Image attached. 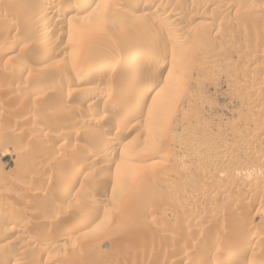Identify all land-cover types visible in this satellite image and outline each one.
<instances>
[{
	"label": "rangeland",
	"instance_id": "374dc122",
	"mask_svg": "<svg viewBox=\"0 0 264 264\" xmlns=\"http://www.w3.org/2000/svg\"><path fill=\"white\" fill-rule=\"evenodd\" d=\"M78 1L0 0V264L264 263V0H104L86 17L94 25L63 13ZM42 3L46 15L29 13ZM140 40L166 57L135 74L80 75ZM107 135L116 155L84 161ZM234 247L246 250L230 260Z\"/></svg>",
	"mask_w": 264,
	"mask_h": 264
},
{
	"label": "bare ground",
	"instance_id": "6f19581e",
	"mask_svg": "<svg viewBox=\"0 0 264 264\" xmlns=\"http://www.w3.org/2000/svg\"><path fill=\"white\" fill-rule=\"evenodd\" d=\"M101 1H104V0H80V2L78 3V6L77 8H74L72 6V8H67L66 10H64V14H69L70 11L72 10H78L79 13H85L84 15L85 16H82V17H88L89 18V14H91V11L93 9V6H92V3H97L99 4ZM134 7H141V8H147L148 6V2L146 0H134ZM48 4V3H47ZM48 6V5H47ZM47 6L45 4H39L38 6L32 4L31 7H29V13L31 14H35L36 16H43V14L47 13ZM76 7V6H75ZM95 7V6H94ZM144 13V12H143ZM46 15V14H45ZM86 18V19H88ZM95 20L94 18H91V19H88V23L89 24H92L94 25L95 24ZM10 25V24H9ZM8 25V26H9ZM10 28V26H9ZM2 29V28H1ZM0 29V30H1ZM8 29L7 26L2 29L3 32ZM9 30V29H8ZM6 32V31H5ZM46 31H43V35L42 37L45 38L47 35H46ZM146 40V39H145ZM137 45L131 50V52L125 57V55L121 56V57H115L113 55H110V56H106L104 58H100V59H97V60H94L92 62H90L89 64L85 65L84 67H82V69L80 70V75L82 77H92L91 79H93L94 77H96V80H104L106 78V76L109 78V77H112L113 75H117L119 71H127V73H131V74H135V70L136 69H139L138 67H142V66H145V67H151V66H154L156 63L155 62H159L161 59L163 60L164 57H166V49L161 46L160 44H158L157 42H151L150 44L144 40H140L136 43ZM149 45V47L147 46ZM257 44L255 42L254 46L253 47H256ZM259 47H260V44H259ZM44 55V54H43ZM42 55V57H44ZM46 57V55H45ZM42 60V59H41ZM176 60L172 59L171 57H169V60L167 62V64H163L161 65L159 68H157V71H156V74L154 75L158 80L161 78L162 75H167V73H164V70H169L171 66H173L175 63ZM137 63V64H135ZM23 69V68H22ZM23 72V71H22ZM126 73V74H127ZM164 73V74H162ZM131 74H128L131 75ZM79 75V76H80ZM125 75V74H124ZM132 77V76H131ZM79 80V79H78ZM95 80V79H93ZM95 80V81H96ZM77 81V80H76ZM123 82V81H122ZM49 83V82H48ZM76 84L75 85H81L83 82L82 81H78V82H75ZM50 84V83H49ZM48 84V85H49ZM135 82L134 80H130L129 84V87H132V85L134 86ZM44 85V84H43ZM43 85H41V87H43ZM47 85V84H46ZM47 85V86H48ZM58 85V84H57ZM46 86V87H47ZM50 86V85H49ZM53 86V85H51ZM55 86V85H54ZM57 87V86H56ZM48 88V87H47ZM50 88V87H49ZM48 88V89H49ZM51 89V88H50ZM89 89V88H88ZM154 89V84L153 83H148V84H145L143 85L142 89L141 90V93H137L135 95L136 96V102L137 104L135 106H133L131 109H128V110H125L124 111H121L122 112V115L119 116V119H118V124H117V128H121L123 126H125L131 119L133 120V117L139 113V110L141 109L140 107H142V104L144 102H146V97L152 93ZM43 90V89H42ZM41 90V91H42ZM93 90V89H92ZM91 90V91H92ZM40 91V90H39ZM39 91L37 90H32L31 94H29L30 98H33L35 99L37 96H39ZM100 91V90H99ZM43 92H46V91H42L41 93ZM94 92V91H93ZM44 94V93H43ZM99 94V93H98ZM101 94V93H100ZM104 94V93H103ZM102 94V95H103ZM109 94V93H108ZM107 94V95H108ZM46 96V95H45ZM105 96V95H104ZM109 96V95H108ZM111 96V95H110ZM28 97V96H27ZM26 97V98H27ZM134 97V96H133ZM106 98V97H105ZM38 99V98H37ZM110 99V97H109ZM36 100V99H35ZM112 100V99H110ZM108 101V100H107ZM105 104V103H104ZM58 106V105H57ZM106 108L111 112L112 111H117L119 108H120V105L118 102L116 101H110L108 103H106ZM60 107V106H59ZM122 107V106H121ZM116 113V112H115ZM90 115V114H89ZM112 115V114H111ZM118 115V114H117ZM100 116V115H99ZM107 116V115H106ZM114 116V115H113ZM136 117V116H135ZM134 117V118H135ZM86 119V118H85ZM80 121V120H78ZM77 121V123H78ZM93 122V121H92ZM76 123V124H77ZM80 123V122H79ZM96 123V122H95ZM99 123V122H98ZM116 123V122H115ZM116 125V124H115ZM114 126V125H113ZM58 129V128H57ZM117 131H119L118 129H116ZM53 131V130H52ZM115 131V132H117ZM55 132V131H53ZM120 132V131H119ZM49 133V132H48ZM51 134V133H50ZM49 134V136H50ZM56 136H57V133H55ZM66 134L63 133V138L61 140H63L62 144H65L67 142V139L64 137ZM97 135V134H96ZM115 135V134H114ZM62 136V135H60ZM104 136V135H102ZM106 136V135H105ZM111 136V135H110ZM107 135V137H104L103 138V143L95 150L92 152L93 153H90L91 156L87 155L88 157L84 158V161L85 159L87 160V158H90V161H96L98 159H110V157L116 155V151L118 148H116V142L115 140H113L112 138L113 137H110ZM98 137V136H97ZM100 138V137H98ZM60 139V138H59ZM105 139V140H104ZM56 140V139H55ZM120 150V149H119ZM118 154V153H117ZM85 156V155H84ZM106 161V160H104ZM109 161V160H108ZM87 162V161H86ZM88 162H89V159H88ZM87 164V163H86ZM89 164V163H88ZM78 166L75 167V171H74V174L71 176V178H67L66 181L69 185L68 188H70V186L73 187V185H75V183L78 181L79 179V176H81L80 174L83 173V171L85 170V167L82 166L83 164H77ZM86 166V165H85ZM91 169V168H90ZM57 178V177H56ZM63 180L65 178L61 177ZM59 179V178H58ZM49 181V180H48ZM53 181V180H51ZM65 181V182H66ZM66 183V184H67ZM49 184V183H48ZM67 188V187H66ZM66 188H63L64 190ZM67 188V189H68ZM69 190V189H68ZM67 190V191H68ZM66 191V190H65ZM16 207V205H15ZM15 207H10V211L11 213L12 212H17V210L15 209ZM87 222V220H86ZM85 225V222L83 221V218L82 220L80 219L79 221H75L73 224H70L66 227H64V229H62V237L65 238V239H69L70 237H72L73 234H75L79 229L81 230V228ZM155 248V247H154ZM144 249V248H143ZM146 249V248H145ZM147 250V249H146ZM150 249H148L149 251ZM151 250H154L153 248ZM245 248H237V247H234L232 248L231 250L227 251L229 252L228 253V259H240L242 257V255L245 253ZM140 251H143V252H146L145 250H140ZM142 252L139 253V259L141 258L142 260L144 258L143 255L144 253ZM150 253V252H149ZM148 253V254H149ZM199 255V254H198ZM148 256V255H147ZM146 257V256H145ZM206 255L202 254L200 255V258H199V262L200 261H203L205 262V260H208L206 259ZM138 259V260H139ZM229 260V261H230ZM197 262V260H196ZM207 262V261H206ZM195 263V262H194ZM201 263V262H200ZM213 263V262H211ZM249 264V263H248ZM259 264H264V263H259Z\"/></svg>",
	"mask_w": 264,
	"mask_h": 264
}]
</instances>
